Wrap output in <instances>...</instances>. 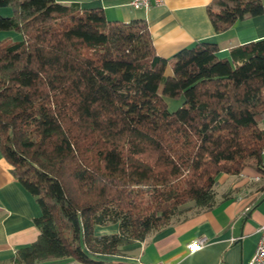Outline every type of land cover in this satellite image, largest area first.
Segmentation results:
<instances>
[{
	"label": "trees",
	"instance_id": "16d2710c",
	"mask_svg": "<svg viewBox=\"0 0 264 264\" xmlns=\"http://www.w3.org/2000/svg\"><path fill=\"white\" fill-rule=\"evenodd\" d=\"M0 152L40 215L19 264H112L188 213L230 200L217 178L252 170L264 199V39L218 57L204 41L160 57L147 23L101 8L0 0ZM215 33L264 0H211ZM170 73H167V70ZM166 99L182 100L171 111ZM117 232L96 235L97 227Z\"/></svg>",
	"mask_w": 264,
	"mask_h": 264
},
{
	"label": "crops",
	"instance_id": "0c3cea01",
	"mask_svg": "<svg viewBox=\"0 0 264 264\" xmlns=\"http://www.w3.org/2000/svg\"><path fill=\"white\" fill-rule=\"evenodd\" d=\"M56 1L79 8H101L109 21L144 20L156 53L167 59L204 41L218 45L219 58L230 59L232 49L264 39V14L237 21L227 31L215 33L205 11L211 0H163L149 9H135L130 6L131 0ZM255 176L252 170H244L239 176H222L223 182L231 179L230 200L172 221L134 244L125 256L105 260L112 264H249L258 228L264 225V201L253 206V200L262 196L254 192L257 185H252L260 181ZM39 215L34 198L18 185L0 152V264H19L14 261L18 250L38 237L33 220ZM112 227V233H116L117 226ZM199 239L205 240L204 245L191 250Z\"/></svg>",
	"mask_w": 264,
	"mask_h": 264
},
{
	"label": "rangeland",
	"instance_id": "374dc122",
	"mask_svg": "<svg viewBox=\"0 0 264 264\" xmlns=\"http://www.w3.org/2000/svg\"><path fill=\"white\" fill-rule=\"evenodd\" d=\"M10 15H11L10 8H8V7L0 8V16L8 17ZM0 34H1L0 35V40H3V41L18 42V41H21L22 40V36L20 34H18V33H15V32H0ZM166 102H167V106H168L169 110H171V111L177 109L182 104V100L175 101V100L166 99ZM260 127L261 128H264V119H262L260 121ZM222 176H224V175H221V176H219L217 178V188H216V191L218 193V198H221L222 197V194H224L225 192L231 193V189L228 190L229 185L232 184L231 183V179L228 180V181H226V182H223L222 181ZM255 182L256 183L252 185V186H254V188H255L256 185L258 186V184H260V181H255ZM191 213H193V212L188 213L187 216L191 215ZM114 231H115V228L112 227V225H110V226H107L106 228H102L100 230L97 228L96 229V234L97 235H101V234L102 235L103 234H111Z\"/></svg>",
	"mask_w": 264,
	"mask_h": 264
},
{
	"label": "built area",
	"instance_id": "2783aa9c",
	"mask_svg": "<svg viewBox=\"0 0 264 264\" xmlns=\"http://www.w3.org/2000/svg\"><path fill=\"white\" fill-rule=\"evenodd\" d=\"M162 3L163 0H131L130 6L135 9H149L154 5L158 6L161 5ZM258 234L259 237L249 264H264V225L259 226ZM204 243H205L204 239L196 240L191 245V250H196L201 248L204 245ZM62 264H83V263L77 261H69ZM158 264H162V263H158Z\"/></svg>",
	"mask_w": 264,
	"mask_h": 264
},
{
	"label": "water",
	"instance_id": "95a60500",
	"mask_svg": "<svg viewBox=\"0 0 264 264\" xmlns=\"http://www.w3.org/2000/svg\"><path fill=\"white\" fill-rule=\"evenodd\" d=\"M261 201H264V199H262ZM261 201H260V202H261Z\"/></svg>",
	"mask_w": 264,
	"mask_h": 264
}]
</instances>
